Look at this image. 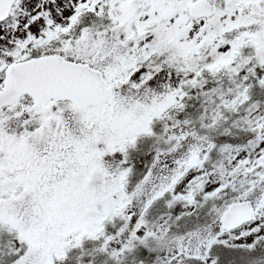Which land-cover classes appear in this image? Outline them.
I'll return each instance as SVG.
<instances>
[{
	"label": "snow or ice",
	"instance_id": "snow-or-ice-1",
	"mask_svg": "<svg viewBox=\"0 0 264 264\" xmlns=\"http://www.w3.org/2000/svg\"><path fill=\"white\" fill-rule=\"evenodd\" d=\"M0 264H264V0H0Z\"/></svg>",
	"mask_w": 264,
	"mask_h": 264
}]
</instances>
